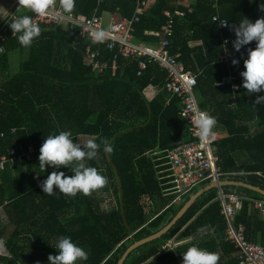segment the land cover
I'll return each mask as SVG.
<instances>
[{
	"label": "trees",
	"instance_id": "1",
	"mask_svg": "<svg viewBox=\"0 0 264 264\" xmlns=\"http://www.w3.org/2000/svg\"><path fill=\"white\" fill-rule=\"evenodd\" d=\"M101 2L75 0L73 14L91 17L100 10V15L116 12L131 18L137 9V0ZM261 5L264 0H196L189 6L178 0H149L139 13L135 39L158 46L169 20L165 12L185 13L175 16L170 51L179 56L184 72L197 77L201 109L227 133L216 144L222 180L264 189V104L254 105L257 94L249 96L240 75L247 48H255L256 42L237 52L232 31L243 18L253 23L264 18ZM24 14L32 15L27 10ZM216 15L227 19L229 26L215 23ZM40 28L41 35L28 48L10 30L6 51L0 55L5 69L0 67V158H12L11 149L20 157L0 170V239L6 248L0 264H49L48 256L59 254L55 246L61 236L88 253V259L78 264H119L131 245L164 228L192 194L210 183L175 201L168 150L192 138L178 116L181 100L166 92L168 77L157 63L139 77L141 58L120 57L114 77L110 71L114 53L82 38L79 28L56 24ZM88 47L98 53V60L109 63L102 75L84 63ZM13 54L24 57L18 72L13 71ZM224 54L229 60L221 59ZM233 59L239 63L233 65ZM232 75L235 82L230 81ZM150 87L158 90L153 101L146 96ZM61 131H70L73 142L82 147L89 139L100 143L106 138L113 148L108 155L101 146L97 157L86 161L108 179L107 186L90 197H67L56 188L51 196L42 191L41 184L52 171L74 175L66 167L49 166L41 172L38 166L45 138ZM31 148L34 153L27 159ZM222 191L242 197L236 224L243 225L247 241L264 244V216L253 207L264 196L241 187ZM220 193L219 189L206 193L166 235L140 247L125 264H183L182 254L191 246L218 253V264H239L238 250L225 240ZM107 199L110 208L104 209ZM172 240L175 249L165 251Z\"/></svg>",
	"mask_w": 264,
	"mask_h": 264
},
{
	"label": "built area",
	"instance_id": "2",
	"mask_svg": "<svg viewBox=\"0 0 264 264\" xmlns=\"http://www.w3.org/2000/svg\"><path fill=\"white\" fill-rule=\"evenodd\" d=\"M149 0H137V9L135 14L128 18L119 14H111L108 28H104V17L98 13L87 16H76L73 13L65 14L59 12V0H57L56 9L53 14L40 17L32 13L34 21L39 25L56 24L70 28H79V35L82 38L91 40V32L93 30L105 29L111 32L109 39L104 45L109 51L114 53L110 71L116 77L118 73V60L120 57L125 58H141L139 77H142L149 68V65L157 63L167 74L168 80L166 84V92L181 100V108L178 112L180 120L188 128L192 141L182 143L174 149L168 150V163L170 164V175L172 192L176 195L175 201L181 200L182 196L194 191L196 188L205 183L219 182L222 180L224 173L220 167V157L216 153V144L222 140V134L213 130V135L209 141L202 143L199 140L198 130L193 120L197 112L203 111L200 107L197 94L198 79L189 73L184 72L183 64L178 60L179 56L173 55L170 51L171 41L174 36L175 16L184 17L185 13L177 10L173 12L166 11L165 15L169 18L168 24L163 27L165 38L158 46L150 45L145 42H137L135 39V25L140 21L139 13L147 8ZM196 0H178L180 4L189 6ZM18 0H13L10 14L6 20L0 25V55L6 51L5 43L8 39V32L11 30L8 23L15 16L22 15L25 9L18 10ZM190 8V12H192ZM213 21L221 28H227L229 22L220 15L213 17ZM221 23H228L222 26ZM155 35L160 36L157 32ZM17 37V35H13ZM248 49H254L249 46L246 51L248 58ZM98 53L87 48L84 55V63L91 68V71L102 75L109 69V63L98 60ZM222 60H229L228 54L221 57ZM195 81L193 84L191 81ZM236 76H231L230 81L235 82ZM225 83H219L223 85ZM235 85L234 90H238ZM14 132V131H13ZM4 136V134H3ZM16 149H11L12 158L7 155L0 158V170H5L8 163L14 165L20 157H16ZM34 150L31 148L27 153V159L31 158ZM222 202V214L227 223L225 240L230 242L238 250L239 264H264V244L250 243L245 236L243 225H237L235 215L242 207V197L231 194L226 196L222 190L220 193ZM254 209L258 210L264 216V200H256L253 204ZM173 249L169 243L164 246V250Z\"/></svg>",
	"mask_w": 264,
	"mask_h": 264
},
{
	"label": "clouds",
	"instance_id": "3",
	"mask_svg": "<svg viewBox=\"0 0 264 264\" xmlns=\"http://www.w3.org/2000/svg\"><path fill=\"white\" fill-rule=\"evenodd\" d=\"M56 4L57 0H18L17 11L25 9L36 16L46 17L53 14ZM74 9L75 0H59V12L71 14ZM260 9L264 11V5H261ZM9 14L7 10L0 8V15L4 20ZM8 25L12 30V35H17L18 42L25 48L31 47L33 41L41 35V28L34 21L32 15H14ZM221 25L227 26L228 23H221ZM232 31L236 37L233 47L237 52L243 46L256 42L254 49H248V58L244 60L245 70L240 75L243 77L242 87L249 96L257 94L254 105L264 104V95H259L264 93V18H259L254 23L243 18L238 26H232ZM110 35L109 30H93L91 42L93 44L104 43ZM238 63V60H232L233 65ZM191 82L195 83L194 80ZM193 123L198 130L199 140L202 143L209 141L217 124L215 117L205 111H199L196 113ZM71 135L70 131L49 135L39 150L38 166L41 172H45L46 168L50 166L53 169L66 167L74 173L73 176L68 177L62 171H52L41 184L42 191L46 195L56 194L54 191L56 188L59 189V193L67 197H75L77 194L90 197L93 192H98L108 184L107 177L102 175L97 168L87 166L86 161L94 160L101 150V146L106 154L111 155L113 148L109 141L105 138L97 143L95 140L89 139L82 147L73 142ZM169 243L175 249L177 243L175 244L173 240ZM55 248L59 254H50L48 256L49 264H78L79 261L88 259V253L84 248L75 244L70 237L61 236ZM0 254H6L5 242L2 239H0ZM182 255L183 264H218L220 259L218 253L200 249L197 246L189 247Z\"/></svg>",
	"mask_w": 264,
	"mask_h": 264
},
{
	"label": "water",
	"instance_id": "4",
	"mask_svg": "<svg viewBox=\"0 0 264 264\" xmlns=\"http://www.w3.org/2000/svg\"><path fill=\"white\" fill-rule=\"evenodd\" d=\"M241 187L248 189L250 191H253L255 193H258L262 196H264V189L254 186L252 184H249L244 181H237V180H231L227 179L224 181H219V182H211L209 185L205 186L204 188L200 189L198 192L195 194H192L189 199L184 203L183 207L180 209V211L176 214V216L161 230H159L157 233L150 235L141 241L135 242L133 245H131L122 258L119 261V264H125L126 261L128 260L129 256L134 253L136 250H138L140 247L151 243L153 241H156L160 238H162L164 235H166L173 227L176 226V224L183 218V216L188 212V210L194 206L198 200L204 196L206 193L210 192L213 189H219L220 191L223 190L224 187Z\"/></svg>",
	"mask_w": 264,
	"mask_h": 264
},
{
	"label": "crops",
	"instance_id": "5",
	"mask_svg": "<svg viewBox=\"0 0 264 264\" xmlns=\"http://www.w3.org/2000/svg\"><path fill=\"white\" fill-rule=\"evenodd\" d=\"M102 0H99V3L101 4L102 2H101ZM13 6V0H0V8H2V9H5V10H7L8 12H10V10H11V7ZM147 9V8H146ZM169 11V10H168ZM171 11V10H170ZM99 12H101L100 10H96L95 11V13L94 14H96V13H98L99 14ZM172 12V11H171ZM107 14H109V16L111 15V14H119V13H116V12H106ZM100 15V14H99ZM119 15H121V14H119ZM103 16V15H102ZM5 20H4V18H3V16L2 15H0V25L4 22ZM17 57V56H16ZM15 57V55L13 54V56H12V61H16V62H18V57L16 58ZM0 67H1V65H0ZM1 68H3L4 69V66H2ZM4 71H5V69H4ZM13 71L14 72H18V69H14L13 68ZM232 76H234V75H232ZM236 91V90H235ZM157 95H158V90L155 88V87H150L148 90H147V93H146V96H147V98L149 99V101H153L156 97H157ZM208 113V112H207ZM219 132H221V131H219ZM221 134H222V138H223V132H221ZM224 136H226V135H224ZM238 212V211H237ZM237 212H236V214H237ZM235 217H236V215H235ZM174 243L176 244V242L174 241Z\"/></svg>",
	"mask_w": 264,
	"mask_h": 264
},
{
	"label": "rangeland",
	"instance_id": "6",
	"mask_svg": "<svg viewBox=\"0 0 264 264\" xmlns=\"http://www.w3.org/2000/svg\"><path fill=\"white\" fill-rule=\"evenodd\" d=\"M103 17H104V28H108V24H109V21H110V16L109 14H107L106 12L103 14ZM18 57V62L16 61H13V68L14 69H18L19 68V65H20V62L24 59L23 55L22 54H15V57ZM16 57V58H17ZM147 93V91H146ZM214 131H221L223 132V136L224 135H227V133L225 132L224 128L220 125V124H216V126L214 127L213 129ZM110 202L111 200L110 199H107V201L105 202V204L103 205V208L104 209H109V205H110ZM2 217H3V213H2Z\"/></svg>",
	"mask_w": 264,
	"mask_h": 264
}]
</instances>
